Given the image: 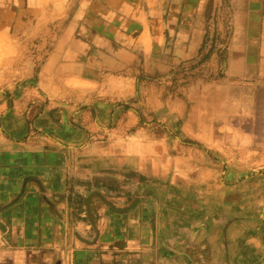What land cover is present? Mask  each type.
<instances>
[{
	"label": "crops",
	"instance_id": "obj_1",
	"mask_svg": "<svg viewBox=\"0 0 264 264\" xmlns=\"http://www.w3.org/2000/svg\"><path fill=\"white\" fill-rule=\"evenodd\" d=\"M0 53V264H264V0H0Z\"/></svg>",
	"mask_w": 264,
	"mask_h": 264
},
{
	"label": "rangeland",
	"instance_id": "obj_2",
	"mask_svg": "<svg viewBox=\"0 0 264 264\" xmlns=\"http://www.w3.org/2000/svg\"><path fill=\"white\" fill-rule=\"evenodd\" d=\"M227 40V37L226 35L225 36H214L210 39V42L215 45V46H219V49H221V51L219 53H217V57L214 58V67H208L207 66L205 67V65H203V61H206L204 60L203 58V54L204 53H201L199 54L200 57L197 58V61H194L193 63H189V64H185L183 65V67L181 69H171L169 72H168V76H171L173 78H176L177 76H181L183 75L184 77L186 76H207V77H213V76H222L224 75V52L222 51V46L223 44L225 43V41ZM8 55L9 57H12V56H15L17 55L16 53H8V54H3V53H0V57L1 56H6ZM211 68V69H210ZM12 69H10V71L8 72V76H12L14 75L12 73ZM145 120L147 121L149 124L153 125V126H156L157 127V133L156 135L158 137H160L161 135L159 134V130L163 131V127H161V123L160 121H157L156 118H152L150 116H147V117H143L142 121ZM233 123H240V118H235ZM222 135V133L220 134ZM163 140H167V141H174V137H175V133H168V134H163ZM187 140V139H186Z\"/></svg>",
	"mask_w": 264,
	"mask_h": 264
}]
</instances>
